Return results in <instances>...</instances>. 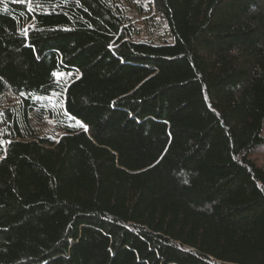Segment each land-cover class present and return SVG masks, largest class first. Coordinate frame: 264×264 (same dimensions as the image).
<instances>
[{
	"label": "trees",
	"instance_id": "1",
	"mask_svg": "<svg viewBox=\"0 0 264 264\" xmlns=\"http://www.w3.org/2000/svg\"><path fill=\"white\" fill-rule=\"evenodd\" d=\"M30 3L0 0V264H264V0H156L164 44L109 0ZM59 91L74 123L29 130Z\"/></svg>",
	"mask_w": 264,
	"mask_h": 264
},
{
	"label": "rangeland",
	"instance_id": "2",
	"mask_svg": "<svg viewBox=\"0 0 264 264\" xmlns=\"http://www.w3.org/2000/svg\"><path fill=\"white\" fill-rule=\"evenodd\" d=\"M113 9L119 14L130 30V38L134 41H145L154 44L172 43L174 36L163 13L157 8L156 0H109ZM31 7L32 4L27 2ZM58 77L63 83L71 81L78 73L63 70ZM36 99V98H35ZM21 106L19 96L11 91L0 100V144H6V109H17ZM65 112L64 94L62 91L37 98V104L29 113L26 126L40 136L58 139L66 132L65 126L74 121L62 114ZM55 115H59V118ZM79 121H76V124ZM79 122L78 124H80ZM264 135V127H263ZM251 158L264 168V142L255 147Z\"/></svg>",
	"mask_w": 264,
	"mask_h": 264
},
{
	"label": "snow or ice",
	"instance_id": "3",
	"mask_svg": "<svg viewBox=\"0 0 264 264\" xmlns=\"http://www.w3.org/2000/svg\"><path fill=\"white\" fill-rule=\"evenodd\" d=\"M25 2H30V0H25ZM24 34L27 35V30H24ZM53 75L57 76V77H60V76H63L64 74L63 73H53ZM79 126L82 127L85 131H87V126L86 125L80 123Z\"/></svg>",
	"mask_w": 264,
	"mask_h": 264
}]
</instances>
